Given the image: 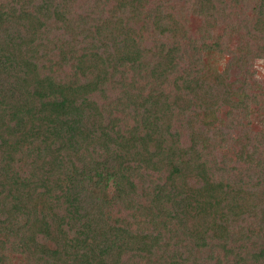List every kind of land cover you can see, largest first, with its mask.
<instances>
[{"label":"trees","instance_id":"trees-1","mask_svg":"<svg viewBox=\"0 0 264 264\" xmlns=\"http://www.w3.org/2000/svg\"><path fill=\"white\" fill-rule=\"evenodd\" d=\"M264 0H0V264H264Z\"/></svg>","mask_w":264,"mask_h":264},{"label":"rangeland","instance_id":"rangeland-1","mask_svg":"<svg viewBox=\"0 0 264 264\" xmlns=\"http://www.w3.org/2000/svg\"><path fill=\"white\" fill-rule=\"evenodd\" d=\"M257 76L264 77V59H259L255 62ZM257 127H264V122L258 121Z\"/></svg>","mask_w":264,"mask_h":264}]
</instances>
